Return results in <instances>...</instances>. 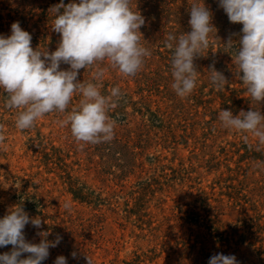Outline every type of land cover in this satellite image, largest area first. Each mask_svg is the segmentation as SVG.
<instances>
[{"label": "rangeland", "instance_id": "rangeland-1", "mask_svg": "<svg viewBox=\"0 0 264 264\" xmlns=\"http://www.w3.org/2000/svg\"><path fill=\"white\" fill-rule=\"evenodd\" d=\"M60 2L0 0V36H9L11 24L19 22L34 50L55 51L60 35L51 29L50 9ZM69 2L79 0H63ZM199 2L133 0L145 18L141 44L151 56L134 77L101 65L102 94L114 86L123 93L109 113L117 122L109 143L81 150L70 129L58 123L66 115L59 113L21 132L0 89V123L6 126L0 218L19 204L45 221L40 229L25 226L28 242L38 244L42 231L50 232L49 241L62 237L42 264H54L58 256L67 264H87L86 256L92 264H208L217 253L234 255L239 264H264V169L257 167L264 150L250 149L218 119L220 110L238 115L252 107L264 115V102L250 101L225 52L223 43L230 37L238 42L242 25L229 22L218 0H203L216 38L194 61L196 89L182 99L171 87L172 51L165 42L169 33L191 31L190 6ZM210 65L228 79L224 91L211 84ZM93 71L81 69L78 79L92 81ZM11 247H0V254Z\"/></svg>", "mask_w": 264, "mask_h": 264}, {"label": "clouds", "instance_id": "clouds-1", "mask_svg": "<svg viewBox=\"0 0 264 264\" xmlns=\"http://www.w3.org/2000/svg\"><path fill=\"white\" fill-rule=\"evenodd\" d=\"M229 22L241 24L238 42L231 37L223 45L232 56L236 74L251 102H264V0H218ZM54 17L53 32L60 35L55 51L33 49L32 36L11 24V34L0 36V89L6 94L4 107L16 110L15 127L21 132L31 130L36 122L51 113L66 114L58 121L68 127L82 150L86 145L109 143L114 139L116 120L109 113L118 107L123 93L112 87L102 94L100 82L106 75L101 65L107 63L122 77H134L143 67L151 51L145 48L140 28L145 18L135 10L133 0H79L64 4L63 0L50 9ZM212 13L203 0L190 6L191 31L179 35L169 33L165 46L172 51L171 84L175 94L184 99L197 87L199 71L194 61L210 49L216 38ZM214 34V35H213ZM68 65L67 70L61 65ZM95 69L92 81L81 82L80 70ZM210 82L217 91H224L229 81L225 75L209 66ZM242 73V75H240ZM75 96L78 104L69 110ZM218 119L226 130L239 133L250 149L264 150V115L253 107L233 115L220 110ZM6 141V126L0 123V145ZM251 141V143H250ZM264 169V161L257 165ZM45 221L30 217L21 205H14L0 218V247L12 246L0 254V264H42L49 249L62 240L53 241L49 231L38 232L40 242L25 239V226L40 229ZM24 254H27L24 256ZM76 258V253L71 254ZM23 257V258H22ZM87 264L92 261L86 256ZM54 264H67L58 256ZM208 264H239L234 255L217 253Z\"/></svg>", "mask_w": 264, "mask_h": 264}, {"label": "trees", "instance_id": "trees-1", "mask_svg": "<svg viewBox=\"0 0 264 264\" xmlns=\"http://www.w3.org/2000/svg\"><path fill=\"white\" fill-rule=\"evenodd\" d=\"M214 67H215V65H214Z\"/></svg>", "mask_w": 264, "mask_h": 264}]
</instances>
